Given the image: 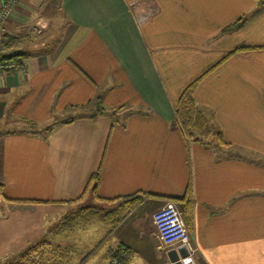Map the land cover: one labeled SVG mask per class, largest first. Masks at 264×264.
I'll return each instance as SVG.
<instances>
[{
	"label": "crops",
	"instance_id": "1",
	"mask_svg": "<svg viewBox=\"0 0 264 264\" xmlns=\"http://www.w3.org/2000/svg\"><path fill=\"white\" fill-rule=\"evenodd\" d=\"M7 27L19 39L0 53L23 67L0 72V258L45 236L97 173L94 198L140 194L104 236L127 245L124 225L149 264H168L149 217L188 181L192 264H264V1L19 0ZM220 60L193 92L207 137L187 139L179 94ZM97 96L114 113L85 114Z\"/></svg>",
	"mask_w": 264,
	"mask_h": 264
},
{
	"label": "rangeland",
	"instance_id": "2",
	"mask_svg": "<svg viewBox=\"0 0 264 264\" xmlns=\"http://www.w3.org/2000/svg\"><path fill=\"white\" fill-rule=\"evenodd\" d=\"M39 26H41V30L38 33H34L33 40L41 38L43 34L42 24H39ZM55 32L56 34L58 33V28H55ZM19 56L14 59L19 61L21 59ZM97 110L98 105L96 98H94L90 107L85 109V111L91 116L90 114L93 113L95 115ZM207 133L208 129L204 128L197 133V136L201 139L206 138ZM95 196L93 193H90V196L86 199L69 203L63 207V211L58 216L53 217L54 221L47 223L45 236L36 238L23 250L12 252L0 258V264H107V251L116 245L114 244L115 239L120 238L118 236H104V234L113 228L112 222L115 220L110 218L109 212L116 210L118 204L117 202H112L115 200L105 201L98 197L94 198ZM173 202L182 213L181 207L175 201ZM131 209L125 210L123 208L120 211V215L122 214L120 221L124 219V216ZM107 214H109V218H107ZM151 216L149 217L150 219ZM129 219L131 217H127L124 220ZM121 230H123V235L124 233L127 234V236H122V241L130 246L134 252L132 264H149L147 261L149 255L147 257L145 255L147 252L145 250L147 243L145 239L143 238L144 240L140 241L136 236H131L128 229L124 228V225L121 227ZM157 252H159L157 254L160 258L165 257L163 250H158ZM197 257H194L192 263H194ZM166 258L165 263L168 260V257ZM170 263L172 262L168 260V264Z\"/></svg>",
	"mask_w": 264,
	"mask_h": 264
},
{
	"label": "trees",
	"instance_id": "3",
	"mask_svg": "<svg viewBox=\"0 0 264 264\" xmlns=\"http://www.w3.org/2000/svg\"><path fill=\"white\" fill-rule=\"evenodd\" d=\"M255 1L258 4H262L264 0H255ZM239 19H241V18H239ZM238 21H240V20H238ZM236 25H237V21L234 23V26H236ZM18 39L19 38L17 36H11V35L3 36V38L1 39V45L8 46V47L16 46ZM19 55H21V54L18 53L17 51L11 50L8 53H0V58H15ZM222 60H220L219 62H217L213 66H211L208 70H206L198 78H196L193 81H191L190 83H188L182 89L181 93L179 94V97L177 99L176 106H175L176 119H177V121L180 125V128L182 129V131L185 134L187 139H191L194 141H200L201 139L199 136H197V133L199 131L203 130L204 128L205 129L208 128L207 119H206L204 113L197 106L196 101L194 100V97H193V92H194L195 86H196L197 82L199 81V79H201V77L203 75H205L208 71H210L213 67H215ZM96 102L98 105V110L96 111V114L97 113H100V114L114 113V111L109 113L101 107L100 96L96 97ZM85 114H87V112H85ZM90 115L93 116V113H91ZM71 120H72V118H67L65 120H61V122L67 123V122H70ZM27 124H28L29 128H31V130L46 131L49 128L48 126L43 127V128H36V123L33 121H28ZM213 132H214L216 141H217V143H219V145H223V146L228 145V143H226L223 140V138H222V136L218 130L214 129ZM89 185H91L90 186V192L93 193L94 195H96L97 173H95L90 178L87 187H89ZM2 194H3V184L0 183V195H2ZM169 199L180 204L185 224L189 228L191 225L190 214H191V204H192L190 181H188V183L186 185L185 192L182 196H180L178 198H169ZM121 200L122 201L120 204H118L116 210L109 212L111 217L109 216V214H107V218L110 217L112 220L113 219L115 220L112 222L113 225H116L117 223H119L120 219L122 218V214L120 215V211L123 208H125V210H128V209L136 206L141 201V196L138 193H134V194L127 196ZM107 201H110V200H107ZM30 202H39V201H37V200L31 201L30 200ZM132 253H133L132 249L129 246H127L123 243L116 244L114 247L108 249L107 255H106V260H107L106 263L107 264H128L132 258Z\"/></svg>",
	"mask_w": 264,
	"mask_h": 264
},
{
	"label": "built area",
	"instance_id": "4",
	"mask_svg": "<svg viewBox=\"0 0 264 264\" xmlns=\"http://www.w3.org/2000/svg\"><path fill=\"white\" fill-rule=\"evenodd\" d=\"M18 2L19 0H0V44L3 36L12 35L10 29L7 27V22ZM27 28L33 33H38L41 30V26L37 24H30ZM22 67L21 60L0 58V72L6 70L18 71ZM151 218L155 226V237L158 241V250H163L166 256L171 252L176 253L178 257L176 260L177 262L182 263L186 258L193 262L194 257L197 256L198 248L191 240L188 227L176 204L172 200L164 201L163 204L152 213ZM180 248H183L186 252L184 257L180 256Z\"/></svg>",
	"mask_w": 264,
	"mask_h": 264
},
{
	"label": "water",
	"instance_id": "5",
	"mask_svg": "<svg viewBox=\"0 0 264 264\" xmlns=\"http://www.w3.org/2000/svg\"><path fill=\"white\" fill-rule=\"evenodd\" d=\"M179 253L181 257H184L186 255V252L184 251L183 248H180ZM167 257H168V260L172 262V264H192V262L188 258L184 259L182 263L177 262L176 260L178 259V257L176 256V253L174 252L169 253Z\"/></svg>",
	"mask_w": 264,
	"mask_h": 264
}]
</instances>
